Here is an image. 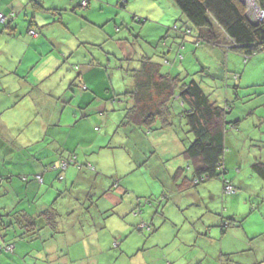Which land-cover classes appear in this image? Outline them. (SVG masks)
Returning a JSON list of instances; mask_svg holds the SVG:
<instances>
[{
	"label": "rangeland",
	"instance_id": "1",
	"mask_svg": "<svg viewBox=\"0 0 264 264\" xmlns=\"http://www.w3.org/2000/svg\"><path fill=\"white\" fill-rule=\"evenodd\" d=\"M41 1L47 9L54 8L56 3L62 4L61 0ZM67 2L70 5L67 11L53 9L47 13L49 21L40 20L39 25L52 23L42 29L46 30L42 37L56 40L48 32L52 29L57 34L58 31L68 38V42L62 38L64 47H60L64 49L67 43L72 42L73 46L78 47L81 42H90V45L74 52L73 65L80 63L84 56L88 60L92 56L105 60L111 54L112 63L108 72L93 73L98 75L87 72V80L90 87L113 98L106 101L105 116L99 114V103L92 101L82 107L93 110L88 116L82 117L86 112L78 109L79 119L83 120L76 123L74 119L73 127L67 133L65 129H56L58 133L52 130L53 135L43 143L44 150H50L57 161L61 155L67 157L71 153L81 159L77 165L71 163L68 172L59 173L53 181L55 188L49 185L51 181L40 185L34 182L29 186L24 185L28 187L29 197L25 195L20 208H11V213L28 209L31 205L36 209L42 206L41 212L54 209L59 212L56 230H52L53 227L46 224V217L42 216L37 219L41 220V230L35 240L21 241V228L18 225L4 231L11 232L10 238L20 239L23 253L31 251L34 254L32 256L37 258L39 250L44 264H65L69 258L72 259L70 264H82L84 259L92 257H96L99 264H146L144 253L137 256L139 251L132 257L114 260L111 254L116 252L113 249L115 239L125 243L126 248L131 250L142 240L147 244V254L160 253L163 261L160 264H185L187 261L196 264L195 254L198 252L199 255L201 251L207 254L204 261L211 264L254 263L255 258L261 256V251L258 250L255 256L242 254L240 249L243 239L237 234L245 236L246 232L254 236L255 233H261L255 245L264 246V209L261 211L258 208L264 199V182L253 174L250 166V162L255 159L264 161V51L257 53L246 64L238 53L230 52L229 56H224L207 45L197 46L194 26L187 21L174 0ZM30 5L29 11L32 12L35 7ZM32 17L33 14L28 15L27 20ZM59 18L62 23L56 22ZM188 28L193 31L192 36H186L185 39L183 33ZM21 31V36L28 37L25 28ZM56 52L58 50L44 57L41 65L43 69L46 64L53 62ZM145 55L162 64L167 74L185 77L186 82L195 79L218 105L228 104L232 107L228 120L239 119L240 123L237 128L231 127L227 132L224 159L226 178L239 196L231 199L233 193L224 194L223 181L215 179L200 186H208L212 193L218 195L220 202L215 203L212 195L205 193L206 202L186 198L180 204V198L174 192L181 180L176 182L173 174L181 166L186 169L185 176H192L193 173L187 168L192 163L183 154L193 136L181 116L184 110L182 103L178 99L173 102L171 127H163L162 122H157L149 131L126 123L125 111L130 106V102L125 101L127 96L114 98L116 94L130 89L132 76L129 75L133 74V68L140 66ZM30 56L31 53H28L27 57ZM59 63L52 74L33 69L27 76L39 79L43 90L50 87L60 96L78 71L72 70L74 73L66 74L69 68ZM234 74H239L241 78L235 80ZM30 107L31 103L22 105V108ZM96 127L98 131H95ZM234 157L238 158L237 166L232 165L231 159ZM85 158L92 161L95 171L87 168L83 161ZM84 164L85 167L82 166L80 170L79 166ZM64 178L69 180L68 185ZM7 182L8 179L3 185L0 184V200L18 201L16 193L20 194L21 190L25 192L21 183L23 181L19 176L13 178L14 190L9 188L8 197L3 195L8 187ZM114 191L119 198L117 202L108 197ZM208 205L214 207L213 213L219 217L228 213L226 219L230 218V211L240 215L237 219L243 221L242 227L230 229L232 231L226 234L227 228L224 235L217 229L212 241L198 235V232L205 235L204 225L211 221ZM0 215L4 216L2 213ZM3 218L5 225L10 223L11 218ZM118 234H122V237ZM157 242L156 245L152 244ZM211 242L216 244L212 245ZM233 252L235 254L227 255Z\"/></svg>",
	"mask_w": 264,
	"mask_h": 264
},
{
	"label": "crops",
	"instance_id": "2",
	"mask_svg": "<svg viewBox=\"0 0 264 264\" xmlns=\"http://www.w3.org/2000/svg\"><path fill=\"white\" fill-rule=\"evenodd\" d=\"M30 1L31 0H0V14L6 16L8 22L7 26L0 20V184L3 185L8 179V187L5 188V194H3L7 195V197L8 195H10L9 188L11 187L13 189L14 187L12 185V182L15 176H19L21 178V181H23L21 182L23 186L32 185L30 184L32 182L37 183V185H40L46 183L47 181H51V184L49 182V185H51V188H55L56 185L53 181L58 178L59 173L61 171H57L54 170L55 168H51L54 166H59L61 163L63 164V162L67 160H71L73 154L71 153V155H67V157H64L65 154L61 155L59 161H57V159L52 157L53 155L52 153H50V150H44L45 146H43V143L46 142L47 139L53 135V132L51 131L53 125H61L63 127L72 126L74 121V114H78L77 108H80V106L84 105L85 103L89 104L91 100L89 96L90 93H84L85 91L81 90L79 91L78 98L75 101H70L68 100L69 98H67L68 94H65L67 90H65L60 96H58L50 87H46L43 90L42 86L40 85L39 79H30V77L27 76L31 74L33 69H39L43 74H52V72L57 70L58 63H61V60H66L67 57H70L71 54H74V50L76 48L72 45V42L71 44L67 43L65 47L66 49L61 48L60 46L64 47L61 42L63 41L62 38L64 36H62L58 31L57 34L54 33L52 29H50V31L47 29V32L49 31L48 33H52V35L56 37V40L53 38H44L42 36L32 38L29 35L27 31L28 23L30 21L27 20L28 15L33 14L32 18H34L35 22L37 21L38 26H41V30L44 27L52 24L43 23V25H39L40 20H50V16H48L47 14L50 11L41 10L36 5L34 6ZM61 2V5H57L56 3V6L54 8H51V10L55 9L59 10V12H64L65 10H68L70 6L69 2H67V0H61ZM30 4L35 7L32 12L29 11V8L31 6ZM12 14H14V16H12ZM22 17L25 18L24 21L21 20ZM24 28L28 37L21 36L23 34V31H21V29ZM45 31L43 30L41 33L43 34ZM67 40L68 38H65L64 42H68ZM51 44H53L52 46L54 48H52ZM82 47L84 46H81L80 48ZM57 50L60 55L56 52V56L55 59H53V62H50V64H46L45 68L43 69L41 65L44 57ZM61 51L63 53H61ZM28 53H31V56L29 58L27 57ZM98 58L100 59V57ZM34 59H36L35 62ZM71 59L72 62H75L73 58ZM102 60L103 59L101 58V61ZM88 61L89 60L87 56H84V59L80 61V63L82 64V67H80V71L85 75L88 74L87 72L90 71V69L87 68V66L89 65L87 63ZM86 63L88 65H86ZM88 78L89 76L86 77V79ZM133 84L134 82L132 78V85ZM131 88L133 90V86H130V89ZM94 90L96 91L95 88ZM97 94L98 99H94L92 101L99 103L98 111L102 112L106 107L105 103L101 99L104 98V95L100 93ZM59 98H64V101L66 100V102H71L69 104V109L64 110L65 112H62V110L61 112H58L59 102L57 101V99ZM24 103H31V107L29 109L22 108V105ZM92 110L93 109H86V113L84 114V116H88V114ZM69 120L70 122H68ZM54 133L58 132L54 131ZM187 148L188 147H185L184 153ZM79 158L80 157H77V162ZM83 161L86 165L92 164V161H90V159L88 158H85ZM237 161L238 158H232V165L237 166ZM253 162L254 161L250 162V166ZM71 166L72 165H69L67 169L63 171V173L68 172ZM179 168L184 167L181 166ZM187 168H190L189 164ZM177 170L173 174V179ZM37 176H40L42 178V183L37 181ZM191 177L192 176L190 175H186L183 178H178V180H181V183L177 185V190L174 193H176L180 198V204H182L183 200L186 198L194 199L195 202H206V198L204 197L205 193L211 194L213 198L212 200L215 203L220 202V200H218V195L212 193L208 186L205 185L193 187L189 184L190 181H185V178L190 180ZM25 178H27V180H25ZM178 180L176 182H178ZM64 182H66V184L68 185L69 180L64 178ZM27 188L28 187L26 186L25 192H22L21 190L20 194L16 193L18 201L9 202L6 199L0 200V213L6 215L8 212H11V208L13 206H15L14 208H20L19 206L22 204L21 202L24 200L25 195L29 197V192ZM262 189L264 190V187H262ZM33 196L35 197V194H33ZM230 196L231 199H234L235 197L239 196V194L233 193ZM108 197L112 198L114 202L119 201V198L116 196L115 191L108 194ZM221 199H223V196L221 197ZM45 206L49 208L48 204H45ZM41 207L42 206H38V209H36V207L34 208L31 205L28 207V209L23 208L21 210L31 216L36 217L41 212ZM258 208H261L262 211L264 209V202H262V204H259ZM208 209L211 212V221L204 225L205 235H202V233L198 232V235L203 236L207 240L212 241L214 239L217 229L220 230L221 234L224 235L227 228L229 230L226 234H228L234 229H240L242 227V220L241 224L237 226L232 225L229 227H225L224 222L227 221L226 216H229L228 213H225V216L221 215L219 217L213 213L214 207L208 205ZM230 213L231 217H234L235 219L240 216L236 213H232L231 211ZM3 223L4 218L0 220V227ZM262 223L264 225V222ZM244 234L246 237L237 234L243 239V245L240 249V252L242 254L255 256L258 250L261 251V256L255 258L254 263L252 264H263L264 246L261 245V247H257L255 245L257 237L262 236V234L255 233L254 236H250L246 232H244ZM10 235L11 232H9V230L4 231L2 228H0V264H44L42 262V260L44 259L43 255L39 250H37V253H39V256L37 258L32 256L34 254L31 251L30 253H28V251L23 253V250L21 248V241L25 239H21L20 241V239L17 238H10ZM118 236L122 237V234H118ZM249 240H252V242L250 241L249 243ZM116 243L119 245V247L117 248H115L114 246V244ZM158 243L159 242L152 244L156 245ZM211 243H213L212 245L216 244L215 242ZM123 246H125V243L122 244L117 239L113 240V249H115L116 252L111 255H114L112 257L114 258V260H119L123 257V259H126V257L129 256L132 257L133 255H136L139 251L137 256H139L141 252L144 253L143 256L144 258L146 257V264H160L161 262H163L159 252L147 254L148 251L145 248L147 244L144 243L142 240L139 241L138 245H136V247H133L132 250L129 248L127 249L126 246ZM252 249L254 251H251ZM34 250H36L35 247ZM206 250L211 252L207 248ZM230 254L235 253H228L227 255ZM202 255H204V257ZM195 256H197L195 260L197 262L196 264H211L210 262L204 261L207 258V254H204L203 251H201L199 255L198 252H196ZM45 260L48 261V259ZM93 261L96 264H99V261L96 259V257L84 259L82 261V264H95ZM65 262V264H70L72 263V259L69 258ZM187 262L188 263L185 264H191V262ZM48 263L55 264L50 262Z\"/></svg>",
	"mask_w": 264,
	"mask_h": 264
},
{
	"label": "trees",
	"instance_id": "3",
	"mask_svg": "<svg viewBox=\"0 0 264 264\" xmlns=\"http://www.w3.org/2000/svg\"><path fill=\"white\" fill-rule=\"evenodd\" d=\"M174 1L177 3L176 5H178L187 21L194 26L197 33V46L202 44L207 45L217 53H223L224 56H229L228 54L230 52L238 53L242 55L246 64L257 53L264 51V20L258 24L251 22L247 14V6L242 0ZM30 2L41 10L53 11L47 9L41 0H31ZM257 3L264 10V0H257ZM85 6H87V3ZM56 22L62 23L61 18L56 20ZM3 23L8 26L7 17ZM27 31L32 38L43 35L41 33L43 31L41 30V26H38L34 18L30 19ZM192 32L188 28L184 31L183 38L186 39V36H192ZM87 45H90V42H81L80 46L76 47L74 51H80L81 46L86 47ZM73 56L74 54H71L62 63L69 68L66 69V74L74 73L72 70L78 71L76 77L70 80L65 93L68 94V100L75 101L81 90L85 91L84 93H90V102L98 99L97 93L103 94V91H95L94 88L89 86V81L86 79L88 75L80 71V67H82L81 63L73 65L74 62L71 59ZM108 56L102 61L101 58L92 56L91 60L87 62L89 65L86 63L88 65L87 68H91L89 72L92 74L98 71L102 74L108 72L109 65L112 63L111 54H108ZM105 63H107V66ZM129 76L133 78V90L131 88L125 93L114 96V98L120 99V96L125 95L127 96V98L125 97V101L130 102V106L125 111L126 123L135 128L147 129L149 131H152V127L157 122H162L163 127H171L173 124V102L178 99L184 108L181 116L185 119L188 131L193 136L192 142L184 153L185 158L192 163L193 167L190 164L189 166L193 173L190 180L185 178V181H190L189 184L191 186L197 187L209 181L219 179L223 181L224 194L235 193L233 184L226 178L227 168L224 159L227 151V132L231 127L237 128L240 122L239 120H228V115L231 114L232 107L228 104L225 106L218 105L195 79L186 82L185 77L167 74L163 71L162 64L154 62L152 58L146 55L142 57L140 66L133 68V74ZM240 78L241 76L239 74H234L235 80H239ZM109 98H113V96L109 95L101 98L106 105L104 111L99 112L102 116H105L107 113L106 101ZM57 101L59 102L58 112L69 109L71 102L64 101V98H59ZM77 109L86 111L85 106L82 107V105ZM82 117L86 116L82 115ZM74 119L76 123L83 120V118L79 119V114H74ZM72 127L73 125L69 127L53 125L52 130L65 129L67 133ZM98 130L99 128L96 127L95 131ZM72 156L71 160L63 162L66 166L61 163L59 166H54L51 169L55 168L54 170L63 172L69 165H72L71 163L77 165V156ZM82 166L85 167V164L79 166L80 170ZM86 166L95 171V167L92 164H87ZM251 170L254 175L264 182V161L255 159L251 165ZM185 173V168H179L174 176V180L177 181L178 178H183ZM36 179L40 183L43 182L40 176H37ZM61 179L63 178L61 177ZM227 187H231L230 192H227ZM42 216L46 217V224L53 227V230H56L58 212L54 209H46L36 217L23 211L17 213L8 212L4 216L0 215V218H11L10 223H7L8 225L3 223L0 228L6 230L11 227L14 228V225H18L21 228V239L35 240L41 230V226L39 225V221L41 220L37 219ZM241 222V220L231 217L227 218L224 225L225 227L237 226ZM114 246L116 248L119 247L117 243Z\"/></svg>",
	"mask_w": 264,
	"mask_h": 264
},
{
	"label": "built area",
	"instance_id": "4",
	"mask_svg": "<svg viewBox=\"0 0 264 264\" xmlns=\"http://www.w3.org/2000/svg\"><path fill=\"white\" fill-rule=\"evenodd\" d=\"M242 1L247 6V14H248V18L251 20V22L258 24L264 20V10L257 3V0H242ZM84 5H86V2H84ZM0 20L2 22H5L6 17L1 15ZM64 165L66 166V164H64ZM230 191H231V187H227V192H230Z\"/></svg>",
	"mask_w": 264,
	"mask_h": 264
}]
</instances>
